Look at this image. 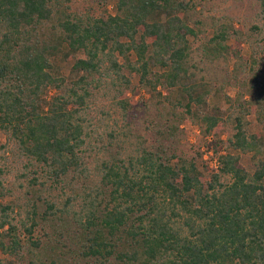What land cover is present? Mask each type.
Here are the masks:
<instances>
[{"label": "trees", "instance_id": "16d2710c", "mask_svg": "<svg viewBox=\"0 0 264 264\" xmlns=\"http://www.w3.org/2000/svg\"><path fill=\"white\" fill-rule=\"evenodd\" d=\"M92 1L102 13L73 10V0H0V130L35 167L29 188L42 200L18 221L0 168V251L12 264L27 255L30 264H264V133L248 118L264 127V22L251 26V55L234 51L243 89L226 95V110L211 109L212 88L192 60L193 0H115V13H104L110 0ZM213 25L207 50L221 57L239 31ZM62 56L73 59L69 76ZM125 70L138 75L137 86ZM108 84L124 120L134 111L131 86L201 121L216 167L201 169L204 152L189 159L138 146L128 153L117 128L98 131L91 107ZM132 133L127 123L124 135ZM115 144L124 149L110 152ZM104 150L110 155L100 158ZM241 154H251L253 172ZM45 192L67 197L60 206ZM54 237L68 256L60 250L61 263L42 262L44 242Z\"/></svg>", "mask_w": 264, "mask_h": 264}, {"label": "rangeland", "instance_id": "374dc122", "mask_svg": "<svg viewBox=\"0 0 264 264\" xmlns=\"http://www.w3.org/2000/svg\"><path fill=\"white\" fill-rule=\"evenodd\" d=\"M196 3V8L191 14V23L197 26L198 37L191 38L193 44L192 60L197 62L199 69L197 71L198 78H204L212 88V94L209 98L210 108H218L226 110L229 106V96L231 99H235L238 92L243 89L242 83L237 82L234 74H238L243 81L246 74L238 69L234 68L240 59L236 56V50H240L243 56L251 55L252 50L256 46L253 43H249V35L252 34V38L255 39V32H251V26L264 22V19L260 16L261 1L260 0H193ZM92 9V12L96 14L102 13L103 9L96 7V4L92 0H73L72 9L79 11H88ZM104 13H115V0H110L105 7ZM197 20L200 22L196 23ZM218 23L228 22L239 31V35L233 37L229 44L233 48L221 57H214L211 55L207 47L213 44L210 39L214 34L213 21ZM252 40V39H251ZM59 63L62 67L63 74L69 76L70 69L73 63V59L68 57H60ZM127 76L131 75L133 85H138V75L130 73L125 70ZM51 93L55 90H50ZM116 92L115 88H110L109 84L97 90V94L94 97L91 115L94 118V122L97 121L100 127L98 131L106 132L111 127L117 128L120 132L118 141L124 143L127 139V143L124 144V148L128 153H135L138 146L155 148L162 147L166 150L168 155L172 153L177 154L185 158H195L198 152H204V156L198 158V164L201 169L204 170V165L207 164L210 168L216 167V159L211 157V152L207 150V142L211 138L204 132V127L201 121L189 117L184 111H175L171 106L163 100H157L151 96L150 92L142 87L133 89L129 87L126 93L127 97L134 104V111L126 120L121 115V111L117 108L113 96ZM50 93V94H51ZM165 94L166 91L163 90ZM103 111H107L104 114ZM252 124L251 130L255 132L264 133V127L259 125V122L254 116L248 117ZM127 123L130 124L133 133L125 136L127 131ZM109 125V126H108ZM174 127V133L168 131L169 127ZM109 127V128H108ZM227 134V133H226ZM224 134V138L226 136ZM108 137L105 136V140L101 143L108 144ZM117 141V142H118ZM98 143L99 146H103ZM0 144H7L5 148L0 150V168L3 169L2 176L5 180L7 187L11 189L10 195L6 200L13 202L16 205V219H25L28 215V211L31 210L32 204L37 200L38 203H42L41 199L37 197L32 198L34 193L30 192L29 178L31 177V171L35 167L29 163L28 158L20 155L18 148L14 142L8 141V136L0 130ZM110 148V152L115 153L117 150H123L117 144ZM107 150V149H106ZM102 151L99 157H108L110 154ZM92 163L96 160V153H91ZM242 162L245 164L249 172L255 170L254 162L251 154H241ZM206 173V172H205ZM66 193V192H65ZM70 193V192H68ZM57 201L64 203L66 194L62 196L57 192H45V195L52 196ZM75 209H80V205L77 203L74 206ZM43 231H39L38 234ZM55 241H45V253L40 257L42 262H49L52 259H56L58 263H61L58 259L60 250L64 251L65 256L67 248H61V244ZM54 250L50 249V246H54ZM68 256V255H67ZM36 259L37 257L34 256ZM31 260L30 255L24 259V264L29 263ZM0 261L2 264H12L15 262L13 256L4 254L0 251ZM30 264V263H29ZM36 264V263H31Z\"/></svg>", "mask_w": 264, "mask_h": 264}]
</instances>
